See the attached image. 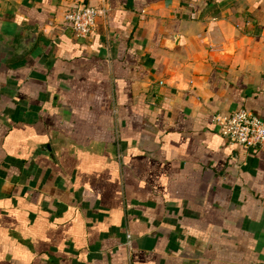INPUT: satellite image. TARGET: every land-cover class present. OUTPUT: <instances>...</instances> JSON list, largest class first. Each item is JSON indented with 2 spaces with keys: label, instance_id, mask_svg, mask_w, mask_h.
I'll use <instances>...</instances> for the list:
<instances>
[{
  "label": "crops",
  "instance_id": "crops-1",
  "mask_svg": "<svg viewBox=\"0 0 264 264\" xmlns=\"http://www.w3.org/2000/svg\"><path fill=\"white\" fill-rule=\"evenodd\" d=\"M239 108L264 121V0H0V264H264Z\"/></svg>",
  "mask_w": 264,
  "mask_h": 264
},
{
  "label": "built area",
  "instance_id": "built-area-1",
  "mask_svg": "<svg viewBox=\"0 0 264 264\" xmlns=\"http://www.w3.org/2000/svg\"><path fill=\"white\" fill-rule=\"evenodd\" d=\"M99 9L91 5L77 6L66 12L65 19L76 36L85 37L92 30ZM218 133L230 145L264 150V121L239 108L224 115H215Z\"/></svg>",
  "mask_w": 264,
  "mask_h": 264
},
{
  "label": "water",
  "instance_id": "water-1",
  "mask_svg": "<svg viewBox=\"0 0 264 264\" xmlns=\"http://www.w3.org/2000/svg\"><path fill=\"white\" fill-rule=\"evenodd\" d=\"M82 5H85V3L82 2ZM36 30H37V26H34V27L31 29L30 33H31V34H34V33L36 32Z\"/></svg>",
  "mask_w": 264,
  "mask_h": 264
}]
</instances>
